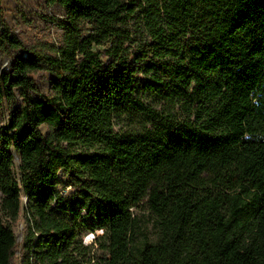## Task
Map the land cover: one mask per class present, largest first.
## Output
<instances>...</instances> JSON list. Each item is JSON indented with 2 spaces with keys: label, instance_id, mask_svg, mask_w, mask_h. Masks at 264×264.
Returning a JSON list of instances; mask_svg holds the SVG:
<instances>
[{
  "label": "trees",
  "instance_id": "obj_1",
  "mask_svg": "<svg viewBox=\"0 0 264 264\" xmlns=\"http://www.w3.org/2000/svg\"><path fill=\"white\" fill-rule=\"evenodd\" d=\"M44 2L65 11L51 51L0 14V105L21 99L0 127V264L22 195L19 264H264V0ZM120 112L143 128L115 129ZM96 230L103 255L86 259Z\"/></svg>",
  "mask_w": 264,
  "mask_h": 264
},
{
  "label": "rangeland",
  "instance_id": "obj_2",
  "mask_svg": "<svg viewBox=\"0 0 264 264\" xmlns=\"http://www.w3.org/2000/svg\"><path fill=\"white\" fill-rule=\"evenodd\" d=\"M0 14L1 19L4 24L11 30L18 33L25 44L32 49H42L51 51L50 46H59L63 41L64 30L59 24V19L65 17V11L59 4L47 5L44 0H0ZM133 25V26H132ZM133 21H131V29H137L134 26ZM86 28V25H84ZM139 33H135V37H138ZM140 39V37H139ZM107 46L104 42L101 45H94V49H101ZM9 57L3 47L0 45V71L6 69L9 66ZM35 86L38 91L42 93H47L49 88V73L46 71H37L32 74ZM139 78H142L139 75ZM141 97L149 105L159 109H163L166 113L179 112L177 106L169 109L167 104L164 106L155 96L146 91H141ZM21 105V99L16 92L15 97L7 100L3 99L0 105V127L6 123V120L10 112ZM144 117L141 114H129L127 112H120L114 117V128L120 132L124 130H141L144 125ZM46 126L41 125V130L46 133ZM99 149V145H92L86 150H96ZM13 152V166L12 171L16 176H19V164L20 157L15 150ZM63 193L68 190V187L61 189ZM1 200V194H0ZM25 203V197L21 196V207L19 211V216L14 222H10L11 228L16 235V240L18 242L15 264H19L18 253L22 246L21 240L24 231V218H23V206ZM137 215L139 216L140 223L144 228V225L151 229V224L147 223L146 216L147 211L139 206L137 209ZM102 230H96L94 232H89L82 237V244L87 248L84 249L85 258H90L93 260L101 257L102 251L98 244L94 243V238L98 234H101ZM92 260V261H93ZM84 264H91L84 263Z\"/></svg>",
  "mask_w": 264,
  "mask_h": 264
}]
</instances>
